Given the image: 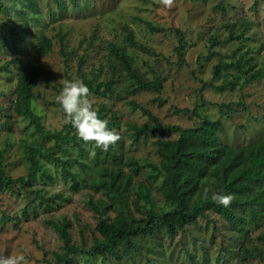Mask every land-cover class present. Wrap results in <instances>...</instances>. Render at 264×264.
Here are the masks:
<instances>
[{
    "label": "rangeland",
    "instance_id": "374dc122",
    "mask_svg": "<svg viewBox=\"0 0 264 264\" xmlns=\"http://www.w3.org/2000/svg\"><path fill=\"white\" fill-rule=\"evenodd\" d=\"M2 3L0 150H4V171L11 177L26 176L27 147L43 151L54 143V139L37 133L29 119L13 112L20 68L36 70L31 105L44 128L75 133L71 125L67 127L56 97L62 90V80L83 78L93 85L100 83L90 99L95 109L105 106V118L110 111L115 112L118 122L110 129H115L121 140L107 152L99 149L94 160V145L78 137V144L66 141L61 144L62 150L52 152L62 159L76 158L84 162V168L74 162L62 168L37 154L39 169L31 186L13 184L0 192V256L23 253L29 264H52L54 253L63 251L55 225H65L70 243L78 247L87 248L99 238L95 230L98 219H112L119 207L93 183L95 169L101 165L121 167L132 174L123 198H133L139 204V209L127 204L134 217L144 216L148 207L158 210L170 206L162 194L161 176L148 163L158 162L154 141L176 138L178 133L143 131L152 122L141 107L161 124L181 127H191L199 118L176 110L197 107L200 117L221 121L218 140L232 147L252 144L264 135V79L252 80L243 88L235 84L218 89L215 86L224 78L212 76L219 61L229 62L242 53L261 65L264 0H174L171 8L160 0H35L34 7L21 0ZM147 22L161 30L149 29ZM176 30L182 33L181 39ZM128 31L134 42L151 51L128 44ZM57 33L62 35L66 59L60 55ZM42 35L52 39V47L44 56L35 52ZM110 43L124 46L130 71L140 80L159 78L160 92L141 87L109 52ZM178 46L183 51L180 62ZM129 158L136 165L128 163ZM67 171L78 181L76 189ZM258 210L254 221L245 219L244 232L232 229L210 210L172 237L160 230L132 239L138 250L129 255L82 253L73 255L69 264H242L234 258L240 244L264 252V212ZM248 264L264 261L253 259Z\"/></svg>",
    "mask_w": 264,
    "mask_h": 264
},
{
    "label": "trees",
    "instance_id": "16d2710c",
    "mask_svg": "<svg viewBox=\"0 0 264 264\" xmlns=\"http://www.w3.org/2000/svg\"><path fill=\"white\" fill-rule=\"evenodd\" d=\"M25 5L34 7L35 0H21ZM0 5L4 6L2 0ZM148 28L154 31L161 30L159 27L152 26L147 22ZM179 38L182 33L176 30ZM60 42V55L66 59L67 53L64 51L62 35L56 34ZM128 44L136 45L145 51L151 49L137 44L133 41L130 31L125 35ZM52 47V39L42 35L37 43L35 52L44 56ZM178 61H182L183 51L181 46L176 47ZM109 52L115 56L121 65L143 88H153L160 92L162 85L159 78L154 77L150 81H142L130 71L128 56L124 46L115 43L109 44ZM246 54H241L229 62L219 61L213 69L212 76L215 79H223L221 85L215 86L218 89L233 88L238 84L240 88L246 86L252 80L264 79V60L257 66ZM32 68V67H31ZM233 69L235 73L230 70ZM90 92H97L98 86L90 81L81 79ZM37 83V73L33 67L29 71L20 68L16 74L15 97L12 101L13 112L19 116L29 119L37 133L43 134L54 139L53 145L41 151L33 146L27 147V157L29 166L26 176L11 177L4 171L2 154L0 150V192L4 189L17 184L26 188L31 186L34 180L35 171L39 169L38 154L42 158L52 159L54 164L65 168L69 162H74L84 168L86 165L76 158L62 159L52 153L54 150H62L61 144L66 141H72L76 144L77 135H70L67 131H50L43 127L39 116L33 111L31 101L34 93L33 88ZM106 83V82H105ZM104 84V83H101ZM107 86V84H104ZM205 83H203V86ZM161 102L159 98H156ZM101 119L108 120L109 129L116 126L118 119L114 111H110L107 118L104 105H99L96 109ZM141 110L152 122L145 126L143 131H173L178 133L176 138L156 139L154 149L158 157L157 163H148L149 167L161 176L162 194L170 206L167 209L155 210L148 207L144 211V216L134 217L128 203L134 208L139 209V204L131 198L128 200V188L132 178L130 172L123 171L121 167H107L101 165L95 169L93 183L98 189H104L113 203H119L116 214L112 219L107 220L103 217L98 219L95 230L99 238H94L92 244L85 247H78L70 243L65 225H55L62 240L63 251L54 253L52 264H69L72 256L76 254H111L120 257V255H129L132 251L138 250L137 245L132 239L140 236H152L157 231L164 230L169 237H172L177 230L183 229L188 224H194L197 217L205 216L210 210L215 211L225 222L234 230L244 232L245 219L249 222L254 221L258 212H264V135L254 143L240 147L224 145L218 140L217 134L222 124L219 119L211 120L206 116L200 117L197 107L191 111L187 108L176 112L184 114L190 112L199 118V121L191 127H181L178 124H161L155 115L148 109ZM70 126L68 123L67 127ZM99 148H95L93 160L98 158ZM136 165V161L129 158L128 163ZM72 180V188L76 189L78 181L73 173L67 171ZM257 183H260L257 186ZM205 188L210 189L208 198L203 197ZM212 193L223 195L231 194L234 199L227 208L218 205L211 199ZM95 210L98 207L90 203ZM246 222V221H245ZM122 246V247H120ZM233 251V250H232ZM235 259L248 264V260L259 259L264 261V252L258 248L248 247L244 243L240 244L235 251Z\"/></svg>",
    "mask_w": 264,
    "mask_h": 264
},
{
    "label": "clouds",
    "instance_id": "9594fccd",
    "mask_svg": "<svg viewBox=\"0 0 264 264\" xmlns=\"http://www.w3.org/2000/svg\"><path fill=\"white\" fill-rule=\"evenodd\" d=\"M166 8L174 5V0H160ZM63 87L56 97L62 109L66 121L75 129L77 137L85 144H92L107 152L114 147L121 136L115 129H109L108 120L101 119L90 99L91 92L88 86L81 80H62ZM210 189L205 188L203 197L208 198ZM211 199L218 205L229 207L234 199L231 194L223 195L212 193ZM0 264H29L23 253L0 256Z\"/></svg>",
    "mask_w": 264,
    "mask_h": 264
}]
</instances>
